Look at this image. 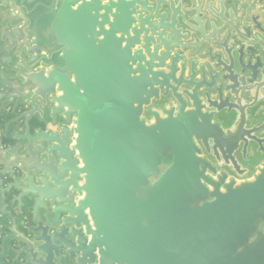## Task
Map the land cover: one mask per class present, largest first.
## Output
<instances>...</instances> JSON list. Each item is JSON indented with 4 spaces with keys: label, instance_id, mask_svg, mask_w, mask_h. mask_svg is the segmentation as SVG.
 I'll return each mask as SVG.
<instances>
[{
    "label": "water",
    "instance_id": "1",
    "mask_svg": "<svg viewBox=\"0 0 264 264\" xmlns=\"http://www.w3.org/2000/svg\"><path fill=\"white\" fill-rule=\"evenodd\" d=\"M0 119L17 264H264V0H0Z\"/></svg>",
    "mask_w": 264,
    "mask_h": 264
},
{
    "label": "flooded vegetation",
    "instance_id": "2",
    "mask_svg": "<svg viewBox=\"0 0 264 264\" xmlns=\"http://www.w3.org/2000/svg\"><path fill=\"white\" fill-rule=\"evenodd\" d=\"M5 122V119H0V132L2 131V125L3 123ZM6 230L4 228V223H0V257H3L5 258L6 262H9L11 263L14 262V263H17L16 261H13V258H14V255H12L9 250H5L4 252H2V247H1V240H2V237L4 236ZM9 246V245H8Z\"/></svg>",
    "mask_w": 264,
    "mask_h": 264
},
{
    "label": "trees",
    "instance_id": "3",
    "mask_svg": "<svg viewBox=\"0 0 264 264\" xmlns=\"http://www.w3.org/2000/svg\"><path fill=\"white\" fill-rule=\"evenodd\" d=\"M6 261L5 258L0 257V264H3V262ZM16 264V263H15Z\"/></svg>",
    "mask_w": 264,
    "mask_h": 264
},
{
    "label": "rangeland",
    "instance_id": "4",
    "mask_svg": "<svg viewBox=\"0 0 264 264\" xmlns=\"http://www.w3.org/2000/svg\"><path fill=\"white\" fill-rule=\"evenodd\" d=\"M3 264H15V263L12 262V261H11V263L4 261ZM16 264H17V263H16Z\"/></svg>",
    "mask_w": 264,
    "mask_h": 264
}]
</instances>
